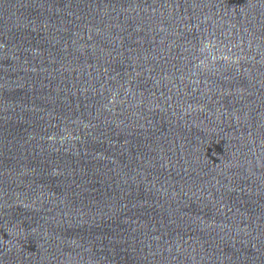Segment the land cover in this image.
<instances>
[{"label":"water","instance_id":"obj_1","mask_svg":"<svg viewBox=\"0 0 264 264\" xmlns=\"http://www.w3.org/2000/svg\"><path fill=\"white\" fill-rule=\"evenodd\" d=\"M0 264H264V0H0Z\"/></svg>","mask_w":264,"mask_h":264}]
</instances>
